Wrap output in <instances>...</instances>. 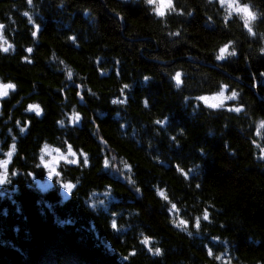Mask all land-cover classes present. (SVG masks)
<instances>
[{"label":"trees","instance_id":"1","mask_svg":"<svg viewBox=\"0 0 264 264\" xmlns=\"http://www.w3.org/2000/svg\"><path fill=\"white\" fill-rule=\"evenodd\" d=\"M235 1L254 35L218 0H0V264H264V0ZM45 145L77 159L41 190Z\"/></svg>","mask_w":264,"mask_h":264},{"label":"rangeland","instance_id":"2","mask_svg":"<svg viewBox=\"0 0 264 264\" xmlns=\"http://www.w3.org/2000/svg\"><path fill=\"white\" fill-rule=\"evenodd\" d=\"M218 1L220 2V4L222 6L225 7L224 9L226 10L227 13L235 14L236 16H239L243 20V17H242L241 13L235 12V11H231V10L228 9V7H227L228 0H223V3L221 2V0H218ZM235 3H237V2L235 1ZM150 5H152V7L155 10V7H156L155 4H150ZM240 6L244 7L242 5H240ZM167 10L168 9L166 8L164 13H166ZM226 53H228L227 49L224 52V56H225ZM0 85H7V83H2L0 81ZM12 89L13 88L7 89L6 94L4 96L0 97V101L2 99L6 98L7 95L10 93V91ZM221 92H223V95L225 97L233 95V93H234V92L229 91V89L227 87H222L215 94L208 95V96H203V97L207 98L206 101L205 100H201V99H199V101L205 107L210 108V109H214V110H217V109H230V106H229L230 103L235 101L237 96H236V98L234 100L225 99L223 101V103L220 104L216 108H213V107L210 106V105H212L215 102L216 98L219 97ZM33 109H35V108H33ZM50 149H53V147H49L48 146V148L46 149L45 146H44L40 150L39 155H38V161L40 162V166L43 168V171H44V178L42 180H36L35 183L41 190H47V189L52 187L53 181L58 178V175H59L58 169H59V166L61 164H72V163H75L76 159H77V155H75L74 152H72L71 150L62 151V150L54 148L56 150L57 154L56 155H52ZM5 161H10V157L6 158ZM7 164H8V162L6 164L4 163L3 166H2V169H1L0 179L3 180V183H0V187L3 186L6 183V181H7V173H6ZM50 172L52 173L51 177L49 175ZM65 185H69V184H63L61 186V192H62L63 196L66 198L69 195L70 191L72 190V186H71V190L69 191L67 188H65Z\"/></svg>","mask_w":264,"mask_h":264},{"label":"clouds","instance_id":"3","mask_svg":"<svg viewBox=\"0 0 264 264\" xmlns=\"http://www.w3.org/2000/svg\"><path fill=\"white\" fill-rule=\"evenodd\" d=\"M146 3H147V0H146ZM155 11H156V14L158 16H161L159 14H163L164 15V11L165 9H172V0H155ZM227 7L229 10L231 11H235V12H239L242 14V17H243V27L245 29H247L249 35H254L253 33V29L252 27H250V22L254 21L257 17L256 15L250 11L249 7L247 6H244V7H241L240 4H237L235 3V0H228V4H227ZM175 9H173L174 11ZM159 13V14H158ZM261 52L264 53V48L261 49ZM232 55H235V52L232 53ZM148 78L147 76H145L143 78L144 81H147ZM7 92V89L3 88V87H0V97L4 96ZM236 98V94L233 93V95H230V96H227L225 97L223 95V92L220 93L219 97L216 98L215 102L212 104L213 108H216L218 107L220 104L223 103V101L225 99L227 100H234ZM142 103L144 104L145 107H147V102L146 100H143L142 99ZM39 112V110H37V113ZM167 119V117L165 118ZM161 126L163 127V124H161ZM181 132H183V129H179ZM23 131V130H22ZM45 148L47 149L48 146L45 145ZM52 155H56V150L53 148V149H50Z\"/></svg>","mask_w":264,"mask_h":264},{"label":"snow or ice","instance_id":"4","mask_svg":"<svg viewBox=\"0 0 264 264\" xmlns=\"http://www.w3.org/2000/svg\"><path fill=\"white\" fill-rule=\"evenodd\" d=\"M221 2L223 3V0H221ZM147 3H149V4H154V3H155V0H147ZM158 14H159V13H158ZM159 15L163 16V14H159ZM33 35H35V33H33ZM225 50H226L225 48H221V49L219 50L220 54L216 56V59H217V60H221V59L224 58V52H225ZM179 76H180V74L177 73V76H176V83H177V85L180 84ZM261 76H264V73H261ZM146 79H148V78H146ZM0 87H3V88H5V89H10V88L13 87V85H12V84L0 85ZM125 87H127V85H126ZM199 99H201V100H205V101L207 100L206 97H199ZM113 103L115 104V103H117V101L114 100ZM210 106L212 107L213 105H210ZM237 111H239V109H237ZM37 115H39V112L37 113ZM156 123L160 124L161 122H160V121H157ZM22 130H23V129H22ZM4 163L6 164L7 161H5ZM49 175H50V177H51L52 173L50 172ZM0 183H3V180H2V179H0ZM65 188H67V189L70 191V190H71V185H65ZM205 219H207V215H205ZM182 223H183V222H182Z\"/></svg>","mask_w":264,"mask_h":264},{"label":"water","instance_id":"5","mask_svg":"<svg viewBox=\"0 0 264 264\" xmlns=\"http://www.w3.org/2000/svg\"><path fill=\"white\" fill-rule=\"evenodd\" d=\"M236 80V79H235Z\"/></svg>","mask_w":264,"mask_h":264}]
</instances>
